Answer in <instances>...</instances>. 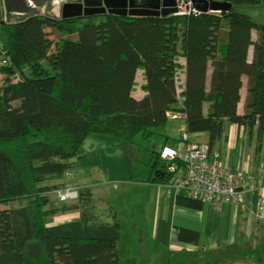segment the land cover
<instances>
[{"label":"trees","instance_id":"obj_1","mask_svg":"<svg viewBox=\"0 0 264 264\" xmlns=\"http://www.w3.org/2000/svg\"><path fill=\"white\" fill-rule=\"evenodd\" d=\"M228 1L231 9L219 13L64 18L41 15L24 0H5L8 14L21 17L0 18V41L10 59L0 68V205L17 203L0 210V264H28L32 240L43 246L49 264H122L121 224L102 219L90 188H80L77 200L61 205L51 196L66 188L59 180L73 172L71 160L90 135L131 145L166 129L169 111L184 112L186 129L195 136L205 133L211 152L224 143L227 127L237 124L256 132L258 156L264 133V22L241 8L264 0ZM53 32L62 35L54 50ZM75 34L77 40L67 37ZM181 56L186 67L179 89ZM140 69L146 95L137 99L132 91ZM243 76L247 97L239 114ZM156 161L155 174L161 173L150 179L171 182L158 152ZM75 210L79 219L51 225L59 214Z\"/></svg>","mask_w":264,"mask_h":264},{"label":"crops","instance_id":"obj_2","mask_svg":"<svg viewBox=\"0 0 264 264\" xmlns=\"http://www.w3.org/2000/svg\"><path fill=\"white\" fill-rule=\"evenodd\" d=\"M253 38L257 39L256 31H253ZM252 58L251 47L249 59ZM1 60L0 56V63ZM179 63L178 86L182 89L185 57H179ZM135 83L132 94L141 99L146 95L142 88L145 83L143 69L138 71ZM247 86L248 78L243 76L239 114L245 112ZM170 120L181 123L179 131L186 127L182 119ZM227 129L226 139L218 150L224 165L231 170L257 175L264 167V133L256 157V132L250 134L237 124H230ZM179 137H175V143ZM196 141L207 144L208 136L198 134ZM71 161L74 170L66 175V181L59 180L63 185L61 188H90L102 219L109 222L118 219L121 224V261L127 255V240L123 237V220L114 204L116 198L111 197V188L129 197L131 220L139 215L141 225L146 229L142 230V236L147 238L154 259L142 258L137 262L139 264H264V220L255 216V209L227 202H202L165 189L150 179L152 175L146 180L131 179L130 171L135 166L131 146L115 137L88 136ZM124 173L125 176L120 177ZM51 196L59 200L57 190ZM119 202L125 204L122 200ZM80 216L77 210L67 211L55 217L51 225L75 221Z\"/></svg>","mask_w":264,"mask_h":264},{"label":"built area","instance_id":"obj_3","mask_svg":"<svg viewBox=\"0 0 264 264\" xmlns=\"http://www.w3.org/2000/svg\"><path fill=\"white\" fill-rule=\"evenodd\" d=\"M176 3L177 12L173 15L202 12L192 0H176ZM0 55L1 67L8 66L10 59L2 41ZM167 115L170 119L186 120L184 112L169 111ZM158 153L159 158L167 164V173L173 175L171 182L161 184L165 189L184 193L202 202H227L255 209V216L264 220V168L257 175L228 169L220 151L211 152L208 144L196 141V136L186 127L180 130L175 145H164ZM57 194L60 202L75 201L79 197V188L66 187Z\"/></svg>","mask_w":264,"mask_h":264},{"label":"rangeland","instance_id":"obj_4","mask_svg":"<svg viewBox=\"0 0 264 264\" xmlns=\"http://www.w3.org/2000/svg\"><path fill=\"white\" fill-rule=\"evenodd\" d=\"M41 3H37L35 0H24V3L31 9H35L39 14H51V15H62V4L67 1L73 0H39ZM59 2V3H57ZM241 11L250 15L255 22H264V3L259 6H243ZM17 13L8 14L6 11L5 0H0V18L4 20H9L11 22L17 21L21 16L16 15ZM102 18H95V21L100 22ZM87 19L83 20L85 23ZM81 24L80 26H82ZM53 39L52 50L55 49L56 42L62 38V35L59 32H53L50 34ZM70 39L77 40L78 34L67 36ZM42 63L45 67H48L46 60H42ZM50 69V68H49ZM51 71V69H50ZM136 84V83H135ZM180 122H175L169 120L168 126L166 129H156V134L150 139H141L137 138L133 144H131V152L134 160V168L130 171L132 174L131 179L137 180H146L149 176L155 174V165H160L156 161V153L160 151L162 146L167 143L170 146L175 145V137L180 135ZM168 141V142H167ZM217 150V149H216ZM264 168V167H263ZM126 173L121 174L120 177L125 176ZM61 182L66 181V178L60 179ZM111 197L116 202L118 213L123 220V237L127 240V255L126 258L122 261V264H139L137 263L140 259L145 258L154 259V255L151 252V247L148 244L147 238L142 236V230H146L139 220V215H136V219L131 220L130 212L131 206L128 202L129 197L127 195H122L120 191H115L114 188H111ZM56 204L61 205L62 203L57 200L56 197L53 198ZM122 200L125 204L122 205ZM53 204V203H52ZM17 203H10L9 205L1 204L0 210L7 209L10 207H16ZM133 225H136V229H133ZM127 236V237H126ZM163 254H161L162 256ZM25 260L28 264H49L46 251L43 246L36 240H32L29 243L28 251L25 254ZM152 261V260H151ZM148 264V263H144Z\"/></svg>","mask_w":264,"mask_h":264},{"label":"water","instance_id":"obj_5","mask_svg":"<svg viewBox=\"0 0 264 264\" xmlns=\"http://www.w3.org/2000/svg\"><path fill=\"white\" fill-rule=\"evenodd\" d=\"M202 12H226L232 7L228 0H192ZM62 17L116 14L126 17L168 16L177 12L176 0H79L62 4ZM5 22V21H3ZM156 172V176L160 175Z\"/></svg>","mask_w":264,"mask_h":264},{"label":"flooded vegetation","instance_id":"obj_6","mask_svg":"<svg viewBox=\"0 0 264 264\" xmlns=\"http://www.w3.org/2000/svg\"><path fill=\"white\" fill-rule=\"evenodd\" d=\"M73 1H79V0H73Z\"/></svg>","mask_w":264,"mask_h":264},{"label":"clouds","instance_id":"obj_7","mask_svg":"<svg viewBox=\"0 0 264 264\" xmlns=\"http://www.w3.org/2000/svg\"><path fill=\"white\" fill-rule=\"evenodd\" d=\"M166 145V144H165ZM159 152V151H158Z\"/></svg>","mask_w":264,"mask_h":264}]
</instances>
